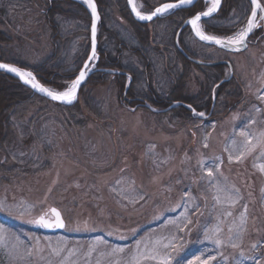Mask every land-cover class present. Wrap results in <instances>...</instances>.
Wrapping results in <instances>:
<instances>
[{
    "label": "rangeland",
    "instance_id": "obj_1",
    "mask_svg": "<svg viewBox=\"0 0 264 264\" xmlns=\"http://www.w3.org/2000/svg\"><path fill=\"white\" fill-rule=\"evenodd\" d=\"M52 1L0 0L1 61L32 71L55 56V65L67 66L68 71L84 61L91 46L89 15L76 8L72 12L65 0H55L70 14L56 18L60 30L55 31L45 13ZM120 1L127 4V0H98L99 54L103 46L110 49V60L117 54L113 33L122 46L138 45ZM163 1L136 4L148 13ZM232 1L233 8L223 1L224 11L212 22L217 29L227 19L239 23L220 36L243 29L251 11L250 0ZM200 2L195 13L206 9L205 0ZM261 17L260 13L248 48L239 52L207 46L186 32L184 50L208 63L223 62L215 68L223 71L219 82L227 83L221 92L219 83L206 85L209 67L215 66L193 62L186 66L173 49L172 38L166 43L160 39L164 24L146 26L154 61L150 92L144 94L164 98L182 76L179 87L187 96L197 98L211 88L209 108L214 99L215 105L210 115L209 108L202 110L203 117L192 111L191 117L165 114L167 109L156 108L149 98H129L118 87L123 77L115 75L125 74L126 89L131 71L142 68L138 56L121 61L127 71L96 65L94 72L104 74L95 84L86 83L75 110L48 99L31 108L5 109L4 126L11 136L0 145V202L6 206L0 210L6 236L0 244V264H158L150 258L154 246L160 255H169L170 264H200L209 256L215 257L209 264H264ZM144 85H135V91L144 90ZM242 131L255 148L236 161L245 141ZM217 158L223 163L212 167L209 177L207 168L217 164ZM51 206L60 208L67 222L57 234L45 233L34 222ZM216 239L223 244L214 243ZM232 241L238 247H232ZM169 242L172 246L165 249Z\"/></svg>",
    "mask_w": 264,
    "mask_h": 264
},
{
    "label": "trees",
    "instance_id": "obj_2",
    "mask_svg": "<svg viewBox=\"0 0 264 264\" xmlns=\"http://www.w3.org/2000/svg\"><path fill=\"white\" fill-rule=\"evenodd\" d=\"M49 1V0H48ZM65 2L70 6L72 12L74 11V8L78 9V12L82 15H89V12L85 6H83L81 3L72 1V0H65ZM229 7L233 8L234 3L232 0H226ZM120 8L125 9V2L120 1L118 4ZM224 6L221 9V12L224 10ZM202 7L201 2L199 1L197 4H195L193 7L185 8L178 10L171 16L173 25H171L170 30H165L163 35L161 36L162 39L168 40L169 38L171 40V45L174 50L175 44H174V33L175 29L179 24L180 19L185 18L186 16L193 15L197 10H199ZM48 19L50 20V23L52 24L55 31H59L60 27H57L56 18H58L61 14H69V12L65 13V10L59 8V4L56 3L55 0L48 3V8L45 11ZM80 14V15H81ZM70 15V14H69ZM218 16L215 15L212 18L206 20L204 22L205 28L208 32H212L217 35L226 34V30L229 29L228 27L233 28L238 24L239 22H230V19H227L223 21V24H221L223 27H220V29H217L213 24V20ZM129 21L131 25L133 26L135 30V34L138 40V45L128 47L126 45L121 44V39L117 36L116 33H113L111 35V39L113 42V52H117L116 57L113 58V60H110V56L108 55L109 51L105 52L102 48L101 50V57L97 63V67L100 68H114V69H120L127 71V68L121 64V61H126L131 57H139L142 60V68L138 72L131 71L132 79L131 83L126 91L127 96L134 101H139L140 98L148 99V94H144V92L149 91L150 92V79L153 78L152 75V67L151 66L154 61L152 52L150 50L149 44L152 37L151 33L147 30L146 25L137 23L134 21L131 17H129ZM230 22V23H229ZM231 24V25H228ZM100 35V34H99ZM169 37V38H168ZM118 41V42H116ZM126 42V41H125ZM127 44V43H125ZM128 45V44H127ZM178 58L183 61V63L186 66H189L191 61H189L187 58H185L178 50H176ZM56 57V56H55ZM53 57L49 61H47L42 67H37L34 69V72L37 74L39 80L43 82L46 85L52 86L56 89H61V87L65 84L67 81H71V79L75 78L77 72L79 71L81 64L83 60L78 63V67L73 71H68L67 66L59 67L55 64L58 63V59ZM125 57V58H124ZM85 59V58H84ZM120 62L118 63V61ZM219 66L216 65L215 67H209L210 73L209 76H207V82L206 85L209 83L216 84L222 79V73L223 71L219 69L217 71L215 68ZM102 74H104L103 71L94 72L88 79L87 83H93L95 84L97 80L101 79ZM174 74L178 76V73L174 71ZM114 76V75H113ZM119 77H123L121 82H118V87L123 92L125 91V74L122 75H115ZM179 84L168 94V96H165L164 98H157L156 96L150 97L151 103L158 109H167L165 111V114L175 115V116H184V117H191V110L188 109L184 104H179L178 106H173L175 102H183L185 104L191 105L195 107L198 111H202L205 108H209L211 104V88H209V94H199L196 96L197 98H193L190 96H187L186 94H183V89H181L180 84L184 83V79L182 76H178ZM141 82H144V90H141L140 92L135 91L134 86L141 84ZM86 85V84H85ZM84 85V86H85ZM227 83H223L220 87L217 89L221 92ZM83 86V87H84ZM83 89H81L82 91ZM208 90V89H207ZM45 101H48L45 97H42L36 93H33L31 90H29L27 87L22 85L17 79L0 72V145L1 142L8 141L10 135V129L6 128L4 126V116H5V109H14L15 111H18L22 108L25 109V107H33L37 103H43ZM50 102V101H48ZM78 104H74L72 106H65L68 110H75V108H78ZM210 112V108L208 110ZM6 130V132H4Z\"/></svg>",
    "mask_w": 264,
    "mask_h": 264
},
{
    "label": "snow or ice",
    "instance_id": "obj_3",
    "mask_svg": "<svg viewBox=\"0 0 264 264\" xmlns=\"http://www.w3.org/2000/svg\"><path fill=\"white\" fill-rule=\"evenodd\" d=\"M83 2L88 6V8L91 9V13L94 18V21H98L100 17L97 13V6L94 3V0H83ZM129 3L132 6V11L135 13L136 17L139 20L152 21L154 17L163 15L169 12L170 10L182 7L184 5H194L195 0H177V2L175 3H165L162 6L157 7L153 11L148 12V13L142 12L140 8L137 7L136 0H129ZM250 3L253 7L251 9V17L248 20L246 27L241 29L238 32H235L232 35L220 36V35H215V34H209L204 30V27L202 26V20H204V18H211L214 13L218 12L221 6V0H205L206 9L204 11L194 13L186 21V23L191 26L192 31L194 32L195 36L199 38L200 41H204L210 44H215V45L220 46L221 48H231V49H235L236 51H239L242 48L247 47L246 40H247L248 35L252 32V30L255 27L258 26L256 23L258 12L264 13V4L261 3V0H250ZM261 19H264V16H262ZM204 22H206V20H204ZM96 30H97L96 23L94 22L91 27L92 51H91V55L88 58L89 63H86L83 66V70L79 72L78 77H76L75 79H72L71 81L65 82V84L61 87V89H56V88L45 86L37 79V77L31 71H26L20 67L13 66L12 64L0 63V69L5 70L6 72H9V73H14L26 85H29L32 89L51 98V100L53 101H59V102L71 104L77 100L78 90L80 89L82 82L85 81L88 75L89 64L92 61L97 59ZM129 79L131 78L129 77ZM259 99L264 100V96L259 97ZM188 107L193 112V114L196 116L203 117L205 115V113L202 111L197 112L194 108H192L191 105H188ZM240 134L245 137V141L243 145V150L238 152V154L235 156L236 161H240L246 152H249L255 148V145L251 144V140L248 138V135L245 132L242 131ZM260 135L264 136V132H262ZM204 146L207 147V144H205ZM217 159H218L217 164L207 168V174L209 177L213 175L212 167L218 168L219 164L223 163L222 160H220L219 158ZM232 159H233V156L230 154L229 160L231 161ZM260 171L264 172V164L260 165ZM236 191L238 195L239 190L237 189ZM0 210H6V206L4 205L3 202H0ZM50 211L55 216V222H51L47 220L45 216H40L34 222L43 227H47V228H53V227L64 228L65 224H64V221L61 219V214L59 213V211H57L55 208H52ZM228 215H231V213H228ZM170 223H172V221H170ZM188 223H191V221L189 220ZM243 223H244V218L243 216H241V225ZM215 231L218 232L219 229L217 228ZM205 238L211 239V237H208L207 234ZM238 238H239V230L237 231V239ZM5 239H6L5 230L2 227H0V244H3L5 242ZM213 242L216 243L217 245L223 244V241H221L220 239H216ZM139 243L140 242L138 241L137 247H139ZM155 244L160 245V241L157 240ZM170 246H172L171 242H169V244L163 245L165 249L169 248ZM231 246L234 248L238 247V245L234 241L231 242ZM253 247H255V245H253ZM53 251L58 252V250L56 249H53ZM115 251H123V249H116ZM145 255L147 256L148 254L146 253ZM150 258L153 260H158V264H170L169 255L168 254L160 255L156 251L155 246L152 249V254L150 255ZM212 260H215V257L209 256L206 260H202L200 264H209V262Z\"/></svg>",
    "mask_w": 264,
    "mask_h": 264
},
{
    "label": "water",
    "instance_id": "obj_4",
    "mask_svg": "<svg viewBox=\"0 0 264 264\" xmlns=\"http://www.w3.org/2000/svg\"><path fill=\"white\" fill-rule=\"evenodd\" d=\"M76 1H80V0H76ZM199 0H195V3H194V5L198 2ZM223 1L224 0H221V6H220V8H219V10H218V12L220 11V9H221V7H222V5H223ZM175 2H177V0H175V1H167V2H164V3H162V4H160V5H158L157 7H160V6H162L163 4H165V3H175ZM94 3L96 4V6H97V13H98V15H99V5H98V2H97V0H94ZM262 3V2H261ZM194 5H184V6H182V7H179V8H176V9H174V10H177V9H185V8H190V7H192V6H194ZM127 6H128V8H129V10H130V12H131V14H132V16L134 17V19L135 20H137V21H139V22H142V23H147V22H150V21H141V20H139L137 17H136V15H135V13L132 11V6L130 5V3H129V0H127ZM88 7V6H87ZM156 7V8H157ZM253 7V6H252ZM252 7H251V9H252ZM88 10L90 11V15H91V17H92V22H91V26H90V38H91V47H90V51H89V54H88V56H87V58H86V60L84 61V63H83V65L81 66V68H80V70H79V72L81 71V70H83V66L86 64V63H89V61H88V58H89V56L91 55V51H92V32H91V27H92V24L95 22L96 23V54H97V59L96 60H94V61H92L90 64H89V69H88V75H87V77H86V79H85V81L84 82H82V84H81V87H80V89L78 90V94H77V100L76 101H74L73 103H71V104H68V103H64V102H59V101H53V100H51V98H49V97H47V96H45L44 94H42V93H39L38 91H36V90H34V89H32L29 85H26L18 76H16L14 73H9V72H6L5 70H2V69H0V72H3V73H5V74H7V75H9V76H11V77H13V78H15V79H17L22 85H24V86H26V87H28V88H30V89H32V91L34 92V93H36V94H38V95H40V96H42V97H45L46 99H48V100H50V101H52V102H55V103H58V104H62V105H65V106H71V105H74L77 101H78V99H79V95H80V91H81V88H82V86L86 83V81H87V79L90 77V75H91V73L95 70V67H96V64H97V62H98V60H99V56H100V54H99V52H98V25H99V20L98 21H94V18H93V16H92V13H91V9L90 8H88ZM218 12H216V13H214L213 14V16H215ZM259 14H260V12H258V14H257V16H259ZM261 15L262 16H264V13H261ZM160 16H162V15H159V16H157V17H160ZM212 16V17H213ZM99 17H100V15H99ZM157 17H154L153 18V20L155 19V18H157ZM191 17V16H190ZM189 17V18H190ZM211 17V18H212ZM250 17H251V11H250V13H249V16H248V19H247V22H248V20L250 19ZM189 18H187V20L189 19ZM206 19H209V18H204V20H206ZM186 20V21H187ZM204 20H202V21H204ZM186 21L181 25V27L179 28V30H178V32H177V35H176V45H177V47H178V49H179V51L188 59V60H190V61H192V62H194V63H196V64H199V65H202V64H204V65H214V64H220V63H223L221 60L220 61H214V62H212V63H208V62H205V61H202V60H200V59H198V58H195V57H193V56H190L180 45H179V36H180V33H181V31L185 28V27H187V26H189L190 28H191V26L190 25H188L187 23H186ZM247 22H246V25H247ZM258 21H256V23H257ZM246 25L244 26V28L246 27ZM255 29V28H254ZM254 29L252 30V32L248 35V37H247V40H246V44H247V47H248V44H249V38L251 37V35H252V33L254 32ZM193 32V31H192ZM193 34H194V32H193ZM194 36H195V34H194ZM196 37V36H195ZM197 39H199L198 37H196ZM202 42H204V41H202ZM205 44H209V45H212V46H216L217 48H220V49H223V50H226V51H230V52H239V51H243V50H246V48H242L241 50H239V51H236L235 49H231V48H221L220 46H218V45H215V44H210V43H207V42H204ZM0 63H6V62H4V61H1L0 60ZM9 64V63H8ZM228 64H230L229 62H228ZM27 71H31V70H27ZM36 77H37V79L39 80V78H38V76L35 74V72H33V71H31ZM79 72H78V74H77V76L76 77H78V75H79ZM40 81V80H39ZM41 82V81H40ZM224 82V81H223ZM222 82V83H223ZM42 83V82H41ZM43 84V83H42ZM45 85V84H44ZM45 86H47V87H49L48 85H45ZM179 104H184V105H186L185 103H183V102H180ZM214 105H215V99H214V102H213V105H212V109H211V112H210V114L212 113V111H213V109H214ZM192 108H194L193 106H192ZM195 109V108H194ZM196 110V109H195ZM197 111V110H196ZM52 208H55L57 211H59V213L61 214V219L64 221V224H65V226H66V220L64 219V216H63V213H62V211H61V209L60 208H58V207H56V206H51L45 213H42V214H40V215H38L35 219H34V221H36L40 216H45V218L47 219V220H49V221H51V222H55V216L51 213V209ZM35 225L37 226V227H39V228H41L42 230H44L46 233H49V234H54V233H60V232H62L63 230H64V228H55V227H53V228H47V227H43V226H41V225H39V224H37V223H35Z\"/></svg>",
    "mask_w": 264,
    "mask_h": 264
},
{
    "label": "bare ground",
    "instance_id": "obj_5",
    "mask_svg": "<svg viewBox=\"0 0 264 264\" xmlns=\"http://www.w3.org/2000/svg\"><path fill=\"white\" fill-rule=\"evenodd\" d=\"M72 1H75V2H78V3L83 4V6H85V7L87 8V10H88V7H87V5L83 2V0H80V1L72 0ZM174 1H175V0H174ZM199 1H200V0H199ZM199 1H198V2H199ZM97 2H98V0H97ZM136 2H137V0H136ZM198 2H197V3H198ZM261 2H262V0H261ZM197 3H196V4H197ZM262 4H263V2H262ZM98 5H99V4H98ZM125 5L127 6V4H125ZM158 5H160V4H158ZM222 6H223V5H222ZM137 7H138V6H137ZM156 7H157V6H156ZM156 7H155V8H156ZM192 7H193V6H192ZM138 8H139V7H138ZM155 8H154V9H155ZM127 9L129 10L128 6H127ZM154 9H153V10H154ZM221 9H222V7H221ZM221 9H220V11H221ZM153 10H152V11H153ZM178 10H181V9H177V10H174V9H173V10H170L169 12H167V13H165V14H163V15H166V14L169 15V14H171V13L174 14V13L177 12ZM99 11H100V9H99ZM129 11H130V10H129ZM220 11H219V12H220ZM88 12H89V14H90V11H89V10H88ZM219 12H218V13H219ZM130 13H131V12H130ZM218 13H217V14H218ZM217 14H216V15H217ZM99 15H100V20H99V25H98V27H100L101 12H99ZM163 15H162V16H163ZM162 16H160V17H162ZM171 16H172V15H171ZM171 16H169V17H171ZM248 16H249V14H248ZM248 16H247V18H246V22H247ZM130 17H131L134 21H136L137 23L144 24V25H146V26H148V25L151 24V23H156L157 20H158V18H160V17H157V18H155L154 20H152V21H150V22L142 23V22H139V21L135 20L134 17L132 16V14H131ZM189 17H190V16H189ZM189 17H188V18H189ZM89 18H90V21L92 22V17H91L90 15H89ZM235 18H236V17H234L233 20H234ZM209 19H210V18H209ZM180 20H181V19H180ZM186 20H187V18H186V19L183 18V23H184ZM206 20H208V19H206ZM257 21H258V16H257ZM183 23H182V24H183ZM182 24H181V25H182ZM203 25H204V21H202V26H203ZM245 25H246V23H245ZM90 26H91V24H90ZM185 30H189V33H191V34L193 35V37H194L196 40H198L199 42L205 44L204 42L200 41L199 39H197V38L194 36V34H193V32H192V29H191L189 26L185 27ZM98 33H99V31H98ZM183 34H184V33H183ZM252 34H253V33H252ZM251 36H252V35H251ZM250 38H251V37H250ZM250 38H249V39H250ZM181 39H182V38H180V40H179V45L183 48V44H182L183 42L181 41ZM175 40H176V39H175ZM99 41H100V35H98V43H99ZM174 44H175V45H174L175 48H177L176 50L179 51V49H178V47H177V45H176V41H175ZM184 44H185V42H184ZM206 45H209V44H206ZM209 46H212V45H209ZM248 46H249V44H248ZM214 47H216V46H214ZM247 48H248V47H247ZM247 48H246V49H247ZM183 49H185V48H183ZM185 51H186L190 56H193V55H191L187 50H185ZM98 52H99V51H98ZM179 52H180V51H179ZM88 54H89V53H88ZM180 54H182V53L180 52ZM182 55H183V54H182ZM87 56H88V55H87ZM183 56H184V55H183ZM184 57H185V56H184ZM193 57H194V56H193ZM86 58H87V57H86ZM86 58H85V60H86ZM185 58H186V57H185ZM195 58H196V57H195ZM85 60H84V61H85ZM84 61L82 62L81 66L83 65ZM189 61H190V60H189ZM191 62H192V61H191ZM193 63H194V62H193ZM194 64H196V63H194ZM216 65H217V64H214L213 66H216ZM13 66L19 67V66H17V65H13ZM211 66H212V65H211ZM20 68H22V67H20ZM80 68H81V67H80ZM22 69H24V68H22ZM112 69H114V68H112ZM24 70L27 71V69H24ZM79 70H80V69H79ZM31 71H32V70H31ZM33 71H34V70H33ZM94 71H95V70H94ZM94 71L91 73V75L94 73ZM106 71H108V70H106ZM78 72H79V71H78ZM78 72H77V74H78ZM115 72L120 73V71H116V70H115ZM115 72H114V73H115ZM77 74H76V76H77ZM36 75H37V74H36ZM91 75H90V76H91ZM75 78H76V77H75ZM88 79H89V78H88ZM88 79H87V81H88ZM87 81H86V83H87ZM42 83H43V82H42ZM86 83H85V84H86ZM43 84H44V83H43ZM85 84H84V85H85ZM45 85H46V84H45ZM84 85H83V86H84ZM129 85H130V84H129ZM83 86H82V88H83ZM25 87H26V86H25ZM128 87H129V86H128ZM128 87L126 88V91H127ZM27 88H28V87H27ZM82 88H81V89H82ZM28 89L32 91V89H30V88H28ZM32 92H33V91H32ZM33 93H34V92H33ZM210 112H211V109H210ZM210 112H209L208 115H210ZM62 213H63V212H62ZM63 216H64V215H63ZM64 219H65V217H64ZM65 220H66V219H65ZM66 225H67V222H66ZM65 227H66V226H65ZM64 229H65V228H64ZM43 231H44V230H43ZM63 231H64V230H63ZM44 232H45V231H44ZM45 233H46V232H45ZM58 233H59V232H58ZM48 234H49V233H48ZM54 234H57V233H54Z\"/></svg>",
    "mask_w": 264,
    "mask_h": 264
},
{
    "label": "flooded vegetation",
    "instance_id": "obj_6",
    "mask_svg": "<svg viewBox=\"0 0 264 264\" xmlns=\"http://www.w3.org/2000/svg\"><path fill=\"white\" fill-rule=\"evenodd\" d=\"M167 1H174V0H166V1H163V2H161L160 4H162V3H164V2H167ZM99 4V3H98ZM158 6V5H157ZM100 9V8H99ZM125 11L128 13V15H129V17L131 16V13H130V11L127 9V6H125ZM90 15V14H89ZM173 16V13H171V14H166V15H163L162 17H160V18H158V20H157V22H162L163 24H164V27H160L159 29H161V31H160V36H162L163 35V33L165 32V30H170V27H171V25H173V21H172V18L171 17H169V16ZM91 16V15H90ZM189 16H192V15H189ZM189 16H186L184 19H186V18H188ZM183 23V19H181L180 21H179V24H178V26L176 27V29H175V33H174V35H173V39H174V43H175V39H176V35H177V32H178V30H179V28L181 27V24ZM100 30V27H98V31ZM189 32V30H185V28L181 31V33H180V36H179V40H180V38H182L181 39V41L183 42L182 44L184 45V42H185V38H186V32ZM184 33V34H183ZM98 35H99V33H98ZM106 35H108V33H106L105 34V36ZM104 36V37H105ZM107 38H109V40H110V36L108 35L107 36ZM160 39L161 40H163L162 39V37H160ZM166 41H168V40H165L164 39V42L166 43ZM99 43H100V41H99ZM99 43H98V51H99ZM206 45V44H205ZM207 46H209V45H207ZM91 47V46H90ZM105 49L106 48H104V46H103V50L105 51ZM107 51H109V49L107 48V50L105 51V52H107ZM85 60V59H84ZM99 61V60H98ZM98 63V62H97ZM219 83V85H217L216 87L218 88V87H220L223 83H220V82H218Z\"/></svg>",
    "mask_w": 264,
    "mask_h": 264
}]
</instances>
